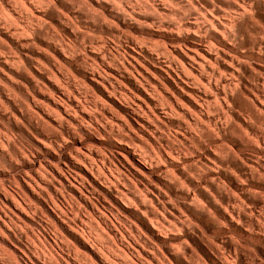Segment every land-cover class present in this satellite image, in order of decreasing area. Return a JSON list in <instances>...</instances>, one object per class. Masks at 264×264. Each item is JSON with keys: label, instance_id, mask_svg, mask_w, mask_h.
<instances>
[{"label": "rangeland", "instance_id": "374dc122", "mask_svg": "<svg viewBox=\"0 0 264 264\" xmlns=\"http://www.w3.org/2000/svg\"><path fill=\"white\" fill-rule=\"evenodd\" d=\"M0 264H264V0H0Z\"/></svg>", "mask_w": 264, "mask_h": 264}, {"label": "bare ground", "instance_id": "6f19581e", "mask_svg": "<svg viewBox=\"0 0 264 264\" xmlns=\"http://www.w3.org/2000/svg\"><path fill=\"white\" fill-rule=\"evenodd\" d=\"M192 57V56H191ZM193 58V57H192ZM195 60V59H194ZM189 77V76H188ZM215 78V77H214ZM196 79V78H195ZM218 80V79H217ZM200 81V80H199ZM201 83V82H200ZM223 85V84H222ZM203 86V85H202ZM176 101V100H175ZM179 101V100H178ZM171 107V106H170Z\"/></svg>", "mask_w": 264, "mask_h": 264}]
</instances>
